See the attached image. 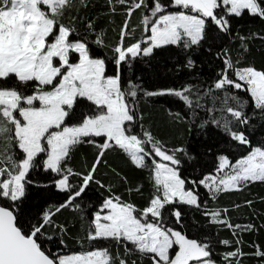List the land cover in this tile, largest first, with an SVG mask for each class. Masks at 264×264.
<instances>
[{"label": "snow or ice", "instance_id": "1", "mask_svg": "<svg viewBox=\"0 0 264 264\" xmlns=\"http://www.w3.org/2000/svg\"><path fill=\"white\" fill-rule=\"evenodd\" d=\"M89 6L90 0H0V264H243L247 256L264 264L260 245L243 251V234L258 231L257 225L232 222L231 211L242 205L209 207L221 194L264 183V139L256 146L250 139L264 128V66L247 59L249 41H264V30L234 37L232 26L245 14L264 22V0H107L108 11L95 17L82 14ZM137 11L141 18L133 26ZM109 29L116 32L112 40ZM168 46H177L183 59L165 57ZM198 55L206 57L199 69ZM161 70L186 78L178 86L145 87L144 74L158 78ZM163 97L176 104L168 109L170 128L188 124L189 132L195 126L207 134L214 126L230 148L247 146L246 154L234 162L216 155L214 173L184 175L185 165L195 172L198 155L146 127L140 108L142 101ZM85 144L94 149L93 159L77 168L75 153ZM111 152L147 171L145 205L132 199L143 195L144 184L133 185L110 165ZM101 166L128 198L113 180L98 178ZM38 169L49 174L48 183L32 179ZM93 184L107 193L98 205L86 199ZM31 185L50 193L43 207L29 203ZM60 195L62 201L49 202ZM253 204L245 200L243 206ZM188 208L201 212L209 229L229 230L231 238L203 231L187 218ZM64 210L76 214L82 236L57 221ZM69 238L80 251H65ZM216 245L226 248L219 260Z\"/></svg>", "mask_w": 264, "mask_h": 264}, {"label": "trees", "instance_id": "2", "mask_svg": "<svg viewBox=\"0 0 264 264\" xmlns=\"http://www.w3.org/2000/svg\"><path fill=\"white\" fill-rule=\"evenodd\" d=\"M108 11L107 8V0H90V6L83 12V15H88L91 17H95L97 14H103ZM141 18V13L137 11L132 18V25L135 26ZM116 25H121L123 21V16L116 15L115 16ZM106 20H102L101 23H105ZM233 26V36H236V33L240 35L248 36L251 32H259L264 30V22H262L259 18H251L247 14L241 18H234L232 20ZM81 32L84 30L81 28ZM137 38H140L141 33L138 31L136 33ZM116 37V32L109 29L108 31V39L112 40ZM240 46L239 39L232 40L231 47L234 50L238 49ZM169 52L164 53L165 57L170 56L173 60L179 56V58L183 59V54L177 46H168ZM250 47V55H248L247 59L250 62H253L256 67L260 68L264 66V41L256 39L249 41ZM159 52V50H157ZM206 57L203 55L196 56L197 60V68H200V61L205 60ZM171 66V64H169ZM147 67V65H145ZM109 72L111 73L113 68L112 65H109ZM204 75H209V66L205 63L203 65ZM125 75H131V73H125ZM136 75H141L139 71V66L137 68ZM145 78L143 80L144 86L148 87L150 90L155 89L160 85H173L176 83V86L179 85V82H182L186 78L185 75H181L177 80L171 74L165 73L161 70L159 77H148L147 74H144ZM141 110L143 111L145 117V126L152 125V130L154 132H158L159 135L164 136L166 139H170L171 144L180 145L187 144L191 150H193L198 155V164L196 166L195 172L192 171L191 168H188L186 165L184 166V175L189 176V178H199L201 174L214 173L215 171V156L219 154H227L230 156V159L235 160V158H239L240 155L246 154L245 148L247 146L242 147H229L227 141L229 138L225 136L222 132L215 129L214 126H209L207 129V134L201 132L198 127L193 126V130L189 132L188 124H184L175 129L170 128L167 125L168 121V109L172 108L175 110L176 104L167 97L163 98H149L147 101H142L140 105ZM249 114L250 110H249ZM202 116H205L204 113H201ZM199 123V122H197ZM253 123H259V118L256 117ZM253 146H256L262 139H264V128H258L257 131L251 135L250 137ZM235 144V142H233ZM94 149L85 144L80 147V149L75 153L73 164L75 167L80 168L85 160L91 162L93 159ZM108 162L110 165L115 167L119 172L123 175H126L128 179L131 181L133 185L138 183L144 184V192L143 195H134L132 199L136 203L137 206H143L146 204L150 193H151V185L147 180V171L139 170L132 166L126 159V157L122 153L111 152L107 156ZM108 172L109 175L105 176V173ZM191 174V175H190ZM98 178L104 180L105 183L111 179L114 183H116V191L118 193H123L125 198L127 197V193L123 186H120L119 182L112 176L110 170L101 166L98 173ZM32 179L38 181L40 184H46L49 180V174L45 173L42 169H38L37 171L32 173ZM52 191H55L54 189ZM201 194H203L206 190L201 186L199 188ZM107 195L104 189H100L97 185H91L86 199L90 198L91 201L95 204H99L102 201V195ZM29 203L31 205H35L37 208L44 206V201L50 195V193L36 185L29 186ZM264 198V183L254 182L246 187H244L240 191H232L226 194H221L218 201H210L209 207H229L232 208L235 204H241L242 207L239 210L231 211V219L233 223H255L257 225L258 231H253L251 233H244L243 239L246 241L243 251L245 253H252L255 251L254 248L250 247L251 244L260 245L264 248V227H260V225L264 224V202L262 199ZM63 197L55 196L49 201L58 202L62 201ZM245 200H253V208H247L243 206ZM187 208V206H185ZM88 215H91V211L88 212ZM187 218L189 220L198 222L199 225H203V231L210 232L212 236H214L218 240H222L225 238H231V233L227 229H219V228H211L208 227V219L202 215L201 212H194L192 209H187ZM57 221L59 223H66L70 227L72 234L75 235L79 232L82 236L84 233L80 231L81 222L76 217V214L71 210H64L57 217ZM75 224V227H73ZM83 227L87 228V222L84 223ZM191 236L192 234L189 233ZM54 240L59 239V234L54 236ZM68 248L65 250L68 254H71L75 251H80L81 247L76 242V240L69 238L67 240ZM63 247V246H61ZM53 251L56 250L55 245H52ZM113 252L115 253L116 249L113 246ZM123 252V249H120ZM214 255L217 260L220 259L219 254L226 251V248L222 245H216L213 249ZM257 257L247 256L244 258L243 264H258Z\"/></svg>", "mask_w": 264, "mask_h": 264}]
</instances>
